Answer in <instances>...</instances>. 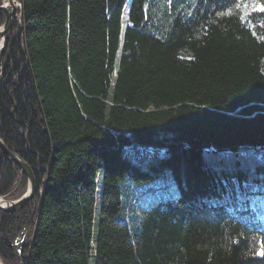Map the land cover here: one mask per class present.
I'll return each instance as SVG.
<instances>
[{
	"label": "trees",
	"instance_id": "1",
	"mask_svg": "<svg viewBox=\"0 0 264 264\" xmlns=\"http://www.w3.org/2000/svg\"><path fill=\"white\" fill-rule=\"evenodd\" d=\"M17 1L0 139L37 188L3 264H264V9ZM26 189L0 150V196Z\"/></svg>",
	"mask_w": 264,
	"mask_h": 264
},
{
	"label": "water",
	"instance_id": "2",
	"mask_svg": "<svg viewBox=\"0 0 264 264\" xmlns=\"http://www.w3.org/2000/svg\"><path fill=\"white\" fill-rule=\"evenodd\" d=\"M20 7V3L17 0H2L0 4V10L4 12L5 19L0 26V70H1V58L4 52L5 40L4 35L10 27L13 16L16 15V9ZM1 80V74H0ZM0 150L3 154L13 161L27 177V189L17 199L6 200L3 196H0V213L12 212L22 208L28 201H30L36 193V181L34 177V167L25 162L18 154L9 150V148L0 139ZM0 264H3L0 258Z\"/></svg>",
	"mask_w": 264,
	"mask_h": 264
},
{
	"label": "rangeland",
	"instance_id": "3",
	"mask_svg": "<svg viewBox=\"0 0 264 264\" xmlns=\"http://www.w3.org/2000/svg\"><path fill=\"white\" fill-rule=\"evenodd\" d=\"M239 8H240L239 9L240 13L242 15H245L246 13H248L250 11H254V10L259 11V10L264 9V4L260 0H248L247 2L243 3L242 5H239ZM17 9H16V11H17ZM15 13L17 14V12H15ZM13 18H14V16H13ZM4 37H5V35H4ZM4 40H5V38H4ZM1 60H2V58H1ZM98 189L100 190V184H99ZM98 194L100 195V192ZM99 205H100V198L97 199L96 204H95V208H96L95 216L96 217L98 216V213H99ZM263 249H264V245H263Z\"/></svg>",
	"mask_w": 264,
	"mask_h": 264
},
{
	"label": "snow or ice",
	"instance_id": "4",
	"mask_svg": "<svg viewBox=\"0 0 264 264\" xmlns=\"http://www.w3.org/2000/svg\"><path fill=\"white\" fill-rule=\"evenodd\" d=\"M259 255H264V249H261L260 252L258 253Z\"/></svg>",
	"mask_w": 264,
	"mask_h": 264
},
{
	"label": "bare ground",
	"instance_id": "5",
	"mask_svg": "<svg viewBox=\"0 0 264 264\" xmlns=\"http://www.w3.org/2000/svg\"><path fill=\"white\" fill-rule=\"evenodd\" d=\"M37 188V187H36ZM6 213V212H5Z\"/></svg>",
	"mask_w": 264,
	"mask_h": 264
}]
</instances>
